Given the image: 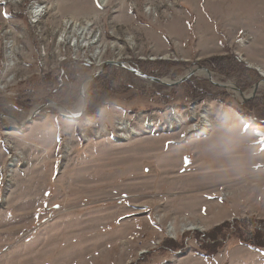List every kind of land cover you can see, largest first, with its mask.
<instances>
[{"label":"rangeland","instance_id":"1","mask_svg":"<svg viewBox=\"0 0 264 264\" xmlns=\"http://www.w3.org/2000/svg\"><path fill=\"white\" fill-rule=\"evenodd\" d=\"M3 39L14 48L0 75V114L12 119L0 118V264H264V239L249 246L264 233L263 156L249 130L213 136L228 114L262 125L242 104H264V0H0V68ZM227 57L245 69L206 68ZM67 61L89 76L135 62L166 83L204 68L212 83L201 71L168 88L107 70L84 89L113 91L92 116L77 123L48 106L19 128L58 100L77 116L86 78L45 101ZM256 83L248 100L234 90L249 97ZM197 85L205 97L190 93ZM232 220H249L244 237L225 229L213 254L204 249Z\"/></svg>","mask_w":264,"mask_h":264},{"label":"trees","instance_id":"2","mask_svg":"<svg viewBox=\"0 0 264 264\" xmlns=\"http://www.w3.org/2000/svg\"><path fill=\"white\" fill-rule=\"evenodd\" d=\"M13 15H15V14H13ZM11 16H12V13H11ZM163 64L164 63H160L161 66ZM206 64H207L206 68L208 70H210V71L213 70V71L218 72L220 74L222 73V74H226V75H228L230 73V71L237 72L238 70L242 71L245 69V68L242 69V63L239 62L238 59H236L235 57H227L224 59H212V60H208L206 62ZM130 66L137 68L138 70H140V72L144 73L148 77H153V75L151 73L142 71L140 66L138 64H136L135 62H131ZM112 69H119V68L114 67V66H107L103 69V71L101 72V74L99 76H101L102 74H105L107 70L110 71ZM90 71H91V67H89L83 63L72 62V61H67V62L62 63L60 68H59V72L57 71V76H56V79H58V81L60 82V84L58 86L59 88L57 90L56 89L53 90V88H51V90L48 89V92L45 95V99H47V100H45L46 103L55 102V100L61 99L63 97L64 92H63V90H60V86L62 87V84L63 85L65 84V86L68 85L70 87V90L74 89L73 87H75L77 82H80L89 76ZM191 79L192 78L190 77L185 82H183V84H180L177 86H179V88H180V87H183L189 83H190V85H192L193 82H190ZM51 84H53V80L45 81L46 87L48 85H51ZM192 87H193V90H191L190 93L193 91V95H197L198 97H205L206 96V90H204L201 86L197 85V86H192ZM119 88L121 89L122 86L120 85ZM112 92L113 91L110 90L109 87H105L104 84H100V88H98V89H88L85 92L86 93L85 99H86L87 108L85 109L86 112L85 113L83 112V114H85V116L87 115L88 117L92 116V112L95 111L96 109H98V107L102 106L103 105L102 102L107 101V100H102V99L106 98L108 95L111 96ZM60 93H62V94H60ZM71 93H72L71 91H67V94L70 95ZM53 98H55V99H53ZM56 103H57V105H59L61 107L64 106L63 104H58L59 100L56 101ZM56 103H51V104H56ZM242 105H244L243 109L247 112L248 120L251 119L254 122H257V123L264 125V104H262V105L261 104H255L254 101H250V102L248 101ZM80 118L78 119L77 123L81 120ZM238 221H240V220H237V221L232 220L231 223L225 222L222 224L221 227H216L217 229H214L211 232L209 237L205 236L206 239H208L211 244L209 246H205L204 249L206 248V250H212V254H213L214 250L217 249L219 246V241H217V239L219 236H222V234L219 232H222L225 229H227L228 231H233V232L237 233L239 236L244 237L243 233L245 230H243V229L238 230V229L242 228L241 226H243L245 224L247 225L246 228H249V224H250L248 222L249 220H241L237 224ZM236 224L239 227H235V226H237ZM214 233H216V236ZM257 236H259V239L257 238L255 243L252 242V240H251L252 237L249 238V241L251 243H253L249 246H253L254 249H259L263 245L262 239H264V233L259 231ZM245 238H248V237H245ZM259 241H262V242L259 244V243H257ZM244 242H246V241H244Z\"/></svg>","mask_w":264,"mask_h":264},{"label":"water","instance_id":"3","mask_svg":"<svg viewBox=\"0 0 264 264\" xmlns=\"http://www.w3.org/2000/svg\"><path fill=\"white\" fill-rule=\"evenodd\" d=\"M107 66H114V67H117L119 69H123V70H126V71H129L131 74L135 75V76H138L140 77L141 79L143 80H146V81H149L153 84H156V85H159L161 87H168V88H172V87H176L177 85L185 82L187 79H189L190 77L192 76H195L197 72L199 71H204L206 73V75H208V81L212 83V81L210 80V77H209V72L204 69V68H198V70H194V71H189L187 74H185L181 79L173 82V83H166L165 80H161V79H158V78H152V77H148L146 76L144 73L140 72L137 68L133 67V66H130V64H127L126 62L124 61H106L105 63H103V65L99 68V71L95 74H92L90 75L88 78H86L82 83H81V86H80V95H81V100L83 102V106L82 108L80 109L79 113L77 114V116H73V114L70 112V111H67L65 110L64 108L60 107L59 105H56V104H45V105H40L38 106L28 117L27 119H25V121L21 124H17V126L19 128L23 127L24 125H26L29 121H31L37 114L40 113V111L44 108H47L48 106H55L56 108L58 109H61L62 111H64L65 115L66 116H69L70 118H73V119H79L83 112H84V109L86 107V100H85V97H84V89H85V86L86 84L90 83L92 80H94L95 78H97L101 72L103 71V69ZM261 82L264 83V80H262ZM220 87L222 88H225L223 85H219ZM260 87V84L259 83H256L252 89V92L251 94L249 95V97H244V95L238 90V89H234L235 92L237 94L240 95V97L242 98V100H248L252 97H254V95L256 94L257 90L259 89ZM0 118H9L11 119V117H6L2 114H0ZM12 120V119H11Z\"/></svg>","mask_w":264,"mask_h":264},{"label":"crops","instance_id":"4","mask_svg":"<svg viewBox=\"0 0 264 264\" xmlns=\"http://www.w3.org/2000/svg\"><path fill=\"white\" fill-rule=\"evenodd\" d=\"M242 32V31H241ZM226 117H230V119L226 120ZM225 117V120L227 123H222L223 127L221 128H217L214 135L213 136H217L218 134L221 136L226 135V133L229 131L227 130V128L230 129H235L236 131H234L236 133V136H243L246 134V132L249 130V138L251 140V146L255 147L254 149V154L257 156L259 154H262L263 157L260 158V161L258 163L257 166L258 169L262 168L261 171H264V125H255L252 124L250 121H245L244 119H242L239 115H235V116H230L228 114V116ZM250 122V123H248ZM227 126H226V125ZM233 124V125H230ZM226 126V128L224 127ZM238 126V130L236 129V127ZM240 134V135H239ZM250 160H252L250 158ZM253 167V166H252ZM251 167V168H252Z\"/></svg>","mask_w":264,"mask_h":264},{"label":"built area","instance_id":"5","mask_svg":"<svg viewBox=\"0 0 264 264\" xmlns=\"http://www.w3.org/2000/svg\"><path fill=\"white\" fill-rule=\"evenodd\" d=\"M107 3H108V0H99V7L100 8H104L105 6H107ZM34 9L35 10H37V9L40 10V8L38 6H36ZM147 9H149V7ZM34 14H36V16L33 15V17H36L35 19L38 20L39 13H34ZM31 22H32L31 24H35L36 23V21H34V22L31 21ZM2 32H3V30H2ZM243 35H244V32L242 31L240 33V35H239V38L237 39L238 42H241L242 43L244 41ZM3 42H11V52H4L3 47H2L3 62H2V68H0V75L2 74V72H5V68H6V58H7V56H10V59H11V57L13 56V54H11L12 53V48H14V42L12 40L3 39L2 40V44H3ZM14 59L16 60V62L18 61V56H16V54L14 55ZM14 59L12 58V61H15ZM74 62H76V61H74ZM1 82L2 81H0V83ZM166 228H165L166 229V234H168L169 232H172V233L174 232V228L171 227V224L170 225H167ZM184 231H187V230H184ZM176 234L177 233H174V236L173 237H176L177 238V235ZM181 234H183V232Z\"/></svg>","mask_w":264,"mask_h":264},{"label":"bare ground","instance_id":"6","mask_svg":"<svg viewBox=\"0 0 264 264\" xmlns=\"http://www.w3.org/2000/svg\"><path fill=\"white\" fill-rule=\"evenodd\" d=\"M36 12H37V11H36ZM35 16H36V15H35ZM199 72H200V71H199ZM201 72H202L203 74H205L204 71H201ZM205 75H206V74H205ZM236 97H237V96H236ZM61 112H62V111H61ZM62 113H63V112H62ZM7 135H8V134H7Z\"/></svg>","mask_w":264,"mask_h":264}]
</instances>
